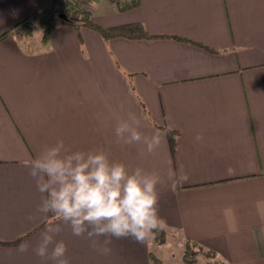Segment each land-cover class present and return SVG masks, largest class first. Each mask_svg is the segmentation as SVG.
Listing matches in <instances>:
<instances>
[{"label":"crops","instance_id":"0c3cea01","mask_svg":"<svg viewBox=\"0 0 264 264\" xmlns=\"http://www.w3.org/2000/svg\"><path fill=\"white\" fill-rule=\"evenodd\" d=\"M50 4L0 0V264H42L31 248L18 250L34 247L50 219H27L41 194L26 162L61 140L67 152L103 150L163 179V245L113 238L105 255L65 226L57 239L71 264H153L149 254L164 264L150 246L170 235L225 264H264V0H139L126 12L91 0L100 28L138 23L150 39L104 40L68 23L46 42L40 27L13 31ZM100 4L107 9L98 13ZM129 111L151 116L145 134L161 131L155 154L116 142ZM161 127L176 133L174 152ZM169 170L186 172L187 182L173 188Z\"/></svg>","mask_w":264,"mask_h":264},{"label":"clouds","instance_id":"9594fccd","mask_svg":"<svg viewBox=\"0 0 264 264\" xmlns=\"http://www.w3.org/2000/svg\"><path fill=\"white\" fill-rule=\"evenodd\" d=\"M150 119L147 113L139 117L127 112L114 129L116 142L142 144L147 153L155 154L162 133L159 129L150 135L142 131V121ZM171 131L169 128L163 135ZM195 139L202 143L204 138L198 134ZM26 167L41 194L36 213L27 219H50L39 232L34 247L25 241L18 250L27 253L31 248L42 264H71L67 245L57 239L65 226L73 236L87 240L105 255L111 251L108 245L113 238L144 243L165 226L159 215L158 186L163 179L156 171L113 161L103 150L67 152L62 140L28 160ZM167 179L176 188L187 182L188 175L182 170H169ZM100 237L105 238L103 242Z\"/></svg>","mask_w":264,"mask_h":264},{"label":"trees","instance_id":"16d2710c","mask_svg":"<svg viewBox=\"0 0 264 264\" xmlns=\"http://www.w3.org/2000/svg\"><path fill=\"white\" fill-rule=\"evenodd\" d=\"M118 12H126L132 10L139 5V0H110ZM91 0H51V4L46 9H37L30 16L21 20L15 28L14 32L30 31L33 29L32 22H37L42 29L41 40L46 42L52 30L62 23L73 25L76 29L87 28L97 32L104 40L122 38L125 40H140L150 39L152 36L148 35L141 24H126L114 26L110 28H100L93 19L88 6ZM178 40H180L178 38ZM184 41V40H183ZM164 132L168 128L161 127ZM168 144L171 152H174L176 147V133L172 130L167 135ZM175 137V138H174ZM153 240L156 245H163L165 243L166 233L163 229L153 233ZM196 255H201L213 264H223L217 259V254L213 250H206L198 243L186 240L183 249V261L186 264H196ZM153 264H160V262L149 254Z\"/></svg>","mask_w":264,"mask_h":264},{"label":"rangeland","instance_id":"374dc122","mask_svg":"<svg viewBox=\"0 0 264 264\" xmlns=\"http://www.w3.org/2000/svg\"><path fill=\"white\" fill-rule=\"evenodd\" d=\"M89 9V6H88ZM107 9V5L100 4L97 12H104ZM33 27H39L37 22H32ZM152 238V237H151ZM153 241V240H152ZM184 241L180 239H175L174 237L172 238L171 235L168 237V240H166V244L162 248H156L154 245L150 246L151 251L161 258V260L164 262V264H186L184 263L183 260H181V251L183 253L184 249ZM163 254H162V253ZM196 264H213V261L211 262L207 258L201 256V255H196ZM217 259L220 262H223L222 258L217 256ZM225 264V263H223Z\"/></svg>","mask_w":264,"mask_h":264}]
</instances>
